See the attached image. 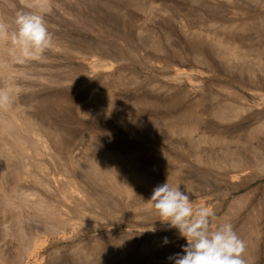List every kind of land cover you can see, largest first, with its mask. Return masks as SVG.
I'll return each mask as SVG.
<instances>
[{"label":"rangeland","instance_id":"rangeland-1","mask_svg":"<svg viewBox=\"0 0 264 264\" xmlns=\"http://www.w3.org/2000/svg\"><path fill=\"white\" fill-rule=\"evenodd\" d=\"M49 2L51 11L45 19L54 36L52 48L40 61L15 63L8 57V48L0 47V57L9 63L0 68V87L13 86L7 108L21 107L17 111L21 120L29 115L38 123L59 125L64 132L61 165L49 151L36 156L33 146L32 157L19 165L26 164L35 178L51 189L43 190L31 181L20 185L24 190L43 191L50 205L62 210L60 220L50 221L61 233L53 236L43 232L46 220L24 206L15 194L21 188L9 189L7 180L14 182L15 167L4 148L6 137L0 138V226H19L26 233L25 247L27 239L35 241L33 249L27 246L26 250L11 241V256L4 257L6 263L0 258V264H174L175 255H183L187 241L177 229L160 221L154 209L128 208L110 187L87 175L84 153L90 147L101 152H134L144 162L155 187L175 181L182 190L187 188L195 206L214 211L213 228L233 224L246 242L247 264H264V170L220 165L228 163L230 154L245 163L252 161L254 153L263 159L264 141L194 145L170 132V122L180 121L183 107L188 105L195 107L191 112L193 138L201 131L214 134L213 129L195 122L202 120L204 111L206 117L227 101L231 76L223 69L194 61L196 47L186 42L177 18L189 16L195 26L202 24L206 31L213 30L209 25L214 22L244 24L239 34L251 35V43L264 44V25L258 21L264 16V0ZM22 10L26 9L20 0H0V19L11 28ZM233 76L242 84L229 86L242 92L254 113L253 118L234 126L244 135L255 123L264 121V83L257 84L238 73ZM70 159L79 160V167L69 166ZM40 162L46 166L41 170ZM2 167L5 174H1ZM119 177L122 183L132 185L136 200L151 199L155 187L133 184L124 174ZM77 179L88 183L89 192L98 196L94 203L82 195L73 203L64 195L61 187L77 194Z\"/></svg>","mask_w":264,"mask_h":264},{"label":"bare ground","instance_id":"bare-ground-1","mask_svg":"<svg viewBox=\"0 0 264 264\" xmlns=\"http://www.w3.org/2000/svg\"><path fill=\"white\" fill-rule=\"evenodd\" d=\"M228 1H235V0H228ZM191 19L193 18H190L189 16H184L180 20L179 18H177L178 23L176 24L181 34H183V36L185 37L186 42L192 43L194 47H196L193 57H194V61L197 64L205 65L209 68L216 67L219 69H223V71L225 72H229L231 76L229 77L228 83L229 85L231 84L232 86L233 84L234 85L242 84V82L240 81L237 82L234 79L233 75L235 73H238L246 77L248 80L252 79L254 82H257V84L264 83V60H263L264 44L251 43L252 42L250 40L251 35L250 37L247 36L248 39L244 33H242L244 35L242 34L240 35L239 33L244 30L245 27L244 24H239V23L227 24V23L214 22L209 25L210 27L213 28V30L206 31L205 29H203L202 24L195 26L194 21ZM258 21L260 22L261 25L262 24L264 25V16L263 15L259 16ZM245 33H247V30ZM248 33H250V30ZM261 43L263 42L261 41ZM0 47L8 48L4 44V42L0 43ZM0 61H6V64L0 63V68L8 67L9 65L8 60L0 57ZM229 85L228 88L226 87V90L228 91L229 94V98L227 99V101H225L223 105L216 106L214 109L207 112L206 117L204 111L202 113L204 117L202 115L201 121L200 119L198 121L195 120L196 121L195 123L204 124L208 126L209 129H213L215 131L214 134L209 133L207 131H201L197 133V135L195 134L196 138H193L192 130H194L195 125L192 124L191 122V114H192L191 112L192 110L195 109V107H191V106L188 107V105L187 106L185 105L186 108L183 107L185 109L184 112L183 113L181 112L182 113L180 119L181 122L176 120L170 122V132L172 133V135H178L179 137H183L187 140H190V143L194 145L195 143L196 145L197 144L223 145L226 143L238 144L246 141L248 142L264 141V121L259 122L258 124L255 123L254 126H251V128L248 131L244 132V135L241 134V131L238 128L236 129V127H234L241 125L242 124L241 122L246 121L247 118L250 117L253 118L254 113L252 112L253 110L252 107L245 104L247 102L244 100L243 98L244 95L242 96V92L240 94L235 88ZM9 86L13 88L12 85ZM244 88L246 89V87ZM145 100L146 102L149 101L148 102L149 104L153 103L152 100L150 101L146 98ZM56 101L58 102L57 104L59 106L61 104V101L58 99ZM20 109L22 108L16 107V109H12L11 107L9 108L0 107V127H1L0 138L3 139V137L4 138L6 137L7 142L5 143L3 142L4 148L6 154L9 155L8 157L10 161L15 167L14 182L12 183L9 180H7V184H10L9 189L13 186L18 187L20 189L21 188L20 185L28 181L29 182L31 181L33 184L43 187V190L46 189L47 191H49L51 190L49 186L44 183L42 184L40 180H37L35 176L30 172L31 170L26 164H24L22 168L19 165L23 164V162L25 163L26 157H30V158L32 157L31 149H33V147L34 149L36 148L35 149L36 156L38 155L42 156L49 151L52 153L53 157L55 158L57 165L59 164L61 165V161L63 158L62 157L63 150L65 146V141L63 137L64 132L59 127V125L52 127L50 125H46L42 120L38 123L36 120L32 119L31 116L29 115H25L21 120L17 114L18 113L17 111H19ZM177 126L180 127L177 128ZM220 127H228V128L221 130ZM85 152L86 153H84V156L86 155V158L84 161L87 164L86 173L94 182L104 185V187L107 189L108 187H110L112 193L119 196L121 199H124L125 203H127V206L130 209L133 210L151 209V206L148 203V201L150 200L148 196L136 200L135 196L137 194L135 193V190L132 187V185L130 183H128V185L124 184L119 180L120 179L119 176L124 174V176H126V179L128 181H131V183L133 184H138L149 188L155 187L153 177L150 175L148 169L145 167L144 162H142L139 158L135 157L134 152H130V151L101 152L91 147L88 148ZM256 156L257 154L254 153L252 161L245 163L244 159L238 157L234 158L233 154H230L228 156L230 158L228 163H226V161H222L220 165L222 168H226L228 166L232 169H241L243 167L250 166L251 168L256 170H261V169L264 170V158L263 159L256 158ZM143 157L141 159H143ZM19 159L21 161H19ZM74 162H75L74 160L72 161L70 159L69 166L74 168L79 167V160H77V162L75 163ZM37 165L40 167V170L41 168L46 167L41 162L38 163ZM5 170L6 168L2 167L1 174H5ZM263 174L262 176H264ZM1 176L5 177L4 175ZM84 180L87 181L88 179L84 178ZM76 182L77 183L75 184H76L77 194L75 195L73 191H70L67 188L63 189L61 187L64 195L70 201L72 200L73 203H76V201H78L79 199L77 198L78 195H82L87 200L88 203H94V197L97 195H95L94 191L89 192L88 183H85L82 180L78 181V179L76 180ZM169 183L175 185V181L174 182L169 181ZM59 187H60V183H59ZM185 190L188 191L187 188H185ZM42 192H38L37 190H33V189L24 190L23 188H21L19 191L16 190L15 194L18 193V196H20L21 199L23 200L24 206L33 209L37 214H39L40 216H42V218L46 220V222L43 224L44 225L42 228L43 232H45L48 235L59 236V234L61 233L60 228L51 224L50 221L54 219L60 220L61 217L63 216V212L60 209H54V207L50 205L49 199ZM25 238H26V233L23 232L19 228V226L17 225L12 226L10 223H3L0 226L1 261L5 262L4 257H7L8 254L11 256L12 253V248L10 246L11 241L19 243L20 245L19 248L23 247L26 250L28 246L30 247V249L31 248L33 249L35 243V241L32 240L33 238L27 239L30 241L28 242V245H26V247H25L26 242L24 243ZM22 258L20 259L19 263L20 262L22 263L23 261Z\"/></svg>","mask_w":264,"mask_h":264},{"label":"clouds","instance_id":"clouds-1","mask_svg":"<svg viewBox=\"0 0 264 264\" xmlns=\"http://www.w3.org/2000/svg\"><path fill=\"white\" fill-rule=\"evenodd\" d=\"M23 9L17 13L14 28L0 19V43L6 42L8 57L15 63L40 61L53 46L54 36L45 16L50 13L49 0H20ZM6 64V61H0ZM13 88L0 87V107L12 102ZM160 221L178 230L187 241L183 255L177 253L174 264H247L246 242L230 222L212 227L214 211L195 206L191 195L180 185L168 181L154 188L148 201ZM165 243L167 238L165 237Z\"/></svg>","mask_w":264,"mask_h":264}]
</instances>
